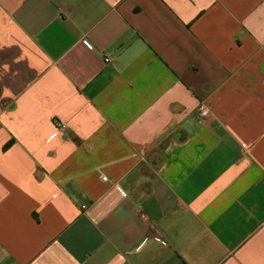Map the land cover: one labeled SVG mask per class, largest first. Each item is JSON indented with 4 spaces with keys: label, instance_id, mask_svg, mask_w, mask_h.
<instances>
[{
    "label": "crops",
    "instance_id": "1",
    "mask_svg": "<svg viewBox=\"0 0 264 264\" xmlns=\"http://www.w3.org/2000/svg\"><path fill=\"white\" fill-rule=\"evenodd\" d=\"M0 264H264V0H0Z\"/></svg>",
    "mask_w": 264,
    "mask_h": 264
},
{
    "label": "built area",
    "instance_id": "2",
    "mask_svg": "<svg viewBox=\"0 0 264 264\" xmlns=\"http://www.w3.org/2000/svg\"><path fill=\"white\" fill-rule=\"evenodd\" d=\"M105 61L106 63H110L111 59L107 57ZM198 114L201 118H208L210 116V110L206 106L201 105L198 109ZM103 180L106 181V178H103Z\"/></svg>",
    "mask_w": 264,
    "mask_h": 264
}]
</instances>
